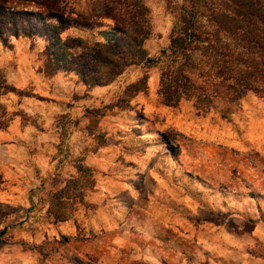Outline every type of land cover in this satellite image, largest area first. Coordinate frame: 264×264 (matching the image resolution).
Masks as SVG:
<instances>
[{
	"label": "rangeland",
	"instance_id": "374dc122",
	"mask_svg": "<svg viewBox=\"0 0 264 264\" xmlns=\"http://www.w3.org/2000/svg\"><path fill=\"white\" fill-rule=\"evenodd\" d=\"M145 1L152 60L109 82L60 67L45 36L0 41L15 88L0 94V264H264V95L209 106L172 82L168 102L183 1ZM104 6L71 0L67 59L115 39Z\"/></svg>",
	"mask_w": 264,
	"mask_h": 264
},
{
	"label": "trees",
	"instance_id": "16d2710c",
	"mask_svg": "<svg viewBox=\"0 0 264 264\" xmlns=\"http://www.w3.org/2000/svg\"><path fill=\"white\" fill-rule=\"evenodd\" d=\"M182 1L169 46L171 54L180 59L174 65L172 58L164 72L171 80L167 101L173 102L172 96L178 94L170 91L172 82H178L190 97L209 106L214 105L216 97L236 103L250 92L264 95V0ZM23 3H35L46 14L37 16L36 11L20 7ZM104 3V15L116 24L115 39L97 42L91 52L72 59H67L70 53L61 48L70 49L78 40L69 38L62 43L61 34L72 22L67 15L71 0H0V41L45 36L60 67L75 68V62L77 72L93 85L101 84L102 77L97 74L101 69L109 82L129 65L152 60L143 46L151 36V20L145 0H104ZM58 47L64 54L57 52ZM196 52L204 58L200 68L194 66L192 59V53ZM164 54L169 53L164 50ZM196 69H200V77L206 78L207 73L214 84L210 78L203 83L197 81L192 75ZM13 90L0 74V94ZM5 232L6 229L0 231V243Z\"/></svg>",
	"mask_w": 264,
	"mask_h": 264
}]
</instances>
